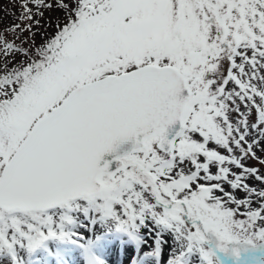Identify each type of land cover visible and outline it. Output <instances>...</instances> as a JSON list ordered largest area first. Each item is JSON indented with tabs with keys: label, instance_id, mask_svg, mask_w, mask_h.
Here are the masks:
<instances>
[{
	"label": "snow or ice",
	"instance_id": "snow-or-ice-1",
	"mask_svg": "<svg viewBox=\"0 0 264 264\" xmlns=\"http://www.w3.org/2000/svg\"><path fill=\"white\" fill-rule=\"evenodd\" d=\"M20 7L0 35V264H264L246 164H264V0Z\"/></svg>",
	"mask_w": 264,
	"mask_h": 264
},
{
	"label": "rangeland",
	"instance_id": "rangeland-1",
	"mask_svg": "<svg viewBox=\"0 0 264 264\" xmlns=\"http://www.w3.org/2000/svg\"><path fill=\"white\" fill-rule=\"evenodd\" d=\"M23 2V0H0V35H6L7 39L9 41H12L14 38L15 33H12L11 29L14 24L20 23L18 17L20 16L22 9L20 7V4ZM59 16L63 18V13L52 11V12H45V16L43 19L40 17H37V19H41V27L37 31L36 34V43L40 44L43 42V40L46 38L47 35L51 34L54 31V27L50 28L47 27V22L54 17ZM45 29H47V32H45ZM29 34L25 33L24 36L27 37ZM16 43H19V41H16ZM16 59L22 60L23 58L20 56H17ZM231 87V85H230ZM235 116V114H233ZM264 144L261 145V148H257L256 155L260 157L261 159H264ZM246 164L248 167L257 168L260 170V172L264 173V164L259 163L255 159H249L246 161ZM234 171H239L237 169H233ZM213 172L216 171L215 168L212 169ZM247 183L250 186L261 188L264 187V185L259 184L258 181L255 179H249ZM225 188L229 191H231L230 188H228L227 185H225ZM219 194V193H218ZM238 198H243L245 196V193L242 191H238L234 193Z\"/></svg>",
	"mask_w": 264,
	"mask_h": 264
},
{
	"label": "bare ground",
	"instance_id": "bare-ground-1",
	"mask_svg": "<svg viewBox=\"0 0 264 264\" xmlns=\"http://www.w3.org/2000/svg\"><path fill=\"white\" fill-rule=\"evenodd\" d=\"M114 259H115V257H114ZM120 261H123V253L122 252L120 254Z\"/></svg>",
	"mask_w": 264,
	"mask_h": 264
}]
</instances>
